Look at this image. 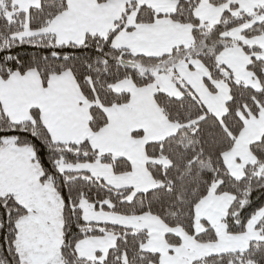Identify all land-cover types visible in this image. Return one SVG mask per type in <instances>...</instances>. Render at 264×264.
<instances>
[{
    "label": "snow or ice",
    "instance_id": "1",
    "mask_svg": "<svg viewBox=\"0 0 264 264\" xmlns=\"http://www.w3.org/2000/svg\"><path fill=\"white\" fill-rule=\"evenodd\" d=\"M0 264H264V0H0Z\"/></svg>",
    "mask_w": 264,
    "mask_h": 264
},
{
    "label": "trees",
    "instance_id": "2",
    "mask_svg": "<svg viewBox=\"0 0 264 264\" xmlns=\"http://www.w3.org/2000/svg\"><path fill=\"white\" fill-rule=\"evenodd\" d=\"M254 201L259 202L261 200V196L259 193H255L253 196Z\"/></svg>",
    "mask_w": 264,
    "mask_h": 264
}]
</instances>
